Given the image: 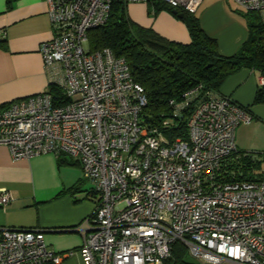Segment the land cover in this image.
Returning a JSON list of instances; mask_svg holds the SVG:
<instances>
[{
    "label": "built area",
    "instance_id": "obj_1",
    "mask_svg": "<svg viewBox=\"0 0 264 264\" xmlns=\"http://www.w3.org/2000/svg\"><path fill=\"white\" fill-rule=\"evenodd\" d=\"M114 1L47 0L52 36L40 53L48 87L0 105V144L13 159L53 153L81 166L94 205L80 264H170L176 241L200 263L264 264V178L227 169L235 128L250 114L197 84L169 100L171 116L159 126L148 124L126 59L89 51L87 31L105 23ZM122 1L195 13L202 0ZM233 1L264 21V0ZM51 85L66 101L54 103ZM186 111V139L169 140L162 128ZM11 199L0 189V207ZM73 253L49 247L42 229L0 226V264H61Z\"/></svg>",
    "mask_w": 264,
    "mask_h": 264
},
{
    "label": "crops",
    "instance_id": "obj_2",
    "mask_svg": "<svg viewBox=\"0 0 264 264\" xmlns=\"http://www.w3.org/2000/svg\"><path fill=\"white\" fill-rule=\"evenodd\" d=\"M126 13L169 40L190 41L185 23L166 7L154 12L152 3L127 2ZM196 15L222 55L235 53L248 36L246 15L233 0H202ZM51 36L47 0H0V105L47 89L40 47ZM260 76L255 69L241 68L218 90L248 108L251 120L235 128L234 142L236 151L248 154L259 167L264 160V103H255L254 97ZM81 173L78 163H61L53 153L13 159L0 144V189L12 196L0 207V226L42 229L49 247L74 252L61 264H80L77 250L94 205ZM77 183L78 189L71 190Z\"/></svg>",
    "mask_w": 264,
    "mask_h": 264
},
{
    "label": "trees",
    "instance_id": "obj_3",
    "mask_svg": "<svg viewBox=\"0 0 264 264\" xmlns=\"http://www.w3.org/2000/svg\"><path fill=\"white\" fill-rule=\"evenodd\" d=\"M152 5L154 12L165 7L176 10L175 14L187 27L190 41L169 40L152 28L132 21L126 13V2L122 0L112 3L104 24L87 31L90 52L108 48L115 56L126 59L133 80L144 89L146 104L142 114L148 124L159 126L163 119L171 116L169 100H179L197 84L219 92L223 80L241 68L255 69L264 76V21L258 13H245L248 36L235 53L225 56L218 51L215 39L202 30L196 12L175 9L159 1ZM49 92L57 101L55 104L66 101L58 87L51 85ZM254 101L264 103V85L258 87ZM240 106L248 112L247 107ZM187 115L186 111L175 118L171 126L162 128L169 140L186 139ZM57 157L61 163H77L64 155ZM258 166L248 154L236 151L235 160L228 163L227 169L241 171L240 179H262L264 172H254ZM79 185L75 184L71 190H77ZM166 263L204 264L192 260L180 241L173 243Z\"/></svg>",
    "mask_w": 264,
    "mask_h": 264
},
{
    "label": "rangeland",
    "instance_id": "obj_4",
    "mask_svg": "<svg viewBox=\"0 0 264 264\" xmlns=\"http://www.w3.org/2000/svg\"><path fill=\"white\" fill-rule=\"evenodd\" d=\"M262 167V168H261ZM258 171H260L261 172V169L262 170H264V160H262V166H258L257 168H256ZM82 174V177H83V172L81 173ZM84 178V177H83ZM82 187L83 188H85V189H90L92 186H91V184H90V182H88V181H86L85 179L82 181ZM192 260H194V261H197L195 258H193V257H191V256H189Z\"/></svg>",
    "mask_w": 264,
    "mask_h": 264
},
{
    "label": "water",
    "instance_id": "obj_5",
    "mask_svg": "<svg viewBox=\"0 0 264 264\" xmlns=\"http://www.w3.org/2000/svg\"><path fill=\"white\" fill-rule=\"evenodd\" d=\"M174 13H176V10H173Z\"/></svg>",
    "mask_w": 264,
    "mask_h": 264
}]
</instances>
